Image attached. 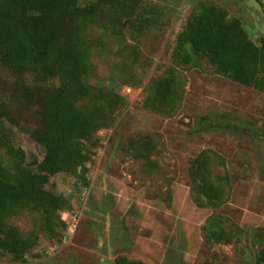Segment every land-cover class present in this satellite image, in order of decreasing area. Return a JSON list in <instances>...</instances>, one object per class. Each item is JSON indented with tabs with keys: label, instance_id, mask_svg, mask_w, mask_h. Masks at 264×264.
Listing matches in <instances>:
<instances>
[{
	"label": "rangeland",
	"instance_id": "obj_1",
	"mask_svg": "<svg viewBox=\"0 0 264 264\" xmlns=\"http://www.w3.org/2000/svg\"><path fill=\"white\" fill-rule=\"evenodd\" d=\"M152 1L163 12L158 26L129 35L121 44L111 41L105 56L95 53L91 58L96 71L92 83L116 78L126 103L110 126L96 134L99 144L88 163V186L67 174L46 185L73 205L60 214L66 230L54 239L40 232L39 244L26 260L0 256V264H114L119 256L142 264H254L264 238V94L215 75L206 65L183 72L186 93L176 116L143 109L144 89L171 65L169 38L181 31L194 6L206 0ZM209 1L240 19L259 44L264 0ZM88 3L81 0L82 6ZM16 83L43 90L57 81L16 75L0 64V97L16 123L6 122L7 133L25 151L26 163L35 167L44 157L30 137L41 126L40 107L15 100ZM136 136L157 141L153 171L129 156L128 143ZM207 149L224 157L232 178L231 200L219 211L198 208L190 193V161ZM214 213L247 232L261 229L256 244L247 237L238 245H205L203 227ZM9 223L27 235L36 228V216L25 214Z\"/></svg>",
	"mask_w": 264,
	"mask_h": 264
},
{
	"label": "trees",
	"instance_id": "obj_2",
	"mask_svg": "<svg viewBox=\"0 0 264 264\" xmlns=\"http://www.w3.org/2000/svg\"><path fill=\"white\" fill-rule=\"evenodd\" d=\"M199 3L168 40L171 65L144 89L146 111L176 116L186 93L183 72L206 65L215 75L264 94V37L257 44L226 8L209 0ZM162 15L152 0H89L84 6L81 0H0V64L16 75L57 81L43 90L25 83L12 87L15 100L40 107L41 126L30 137L44 157L35 167L26 163L25 151L7 133L6 122L16 123L0 97V256L24 261L38 246L40 232L54 239L66 230L60 214L73 205L46 185L67 174L88 186V163L99 144L96 134L110 126L126 103L116 78L92 83L96 71L91 58L95 53L105 56L111 41L121 44L129 35L158 26ZM157 145L151 136H136L127 149L134 161L153 171ZM226 165L210 149L190 161V193L198 208L219 211L230 202L233 184ZM25 214L36 216V228L27 235L9 223ZM203 232L208 246L238 245L247 237L256 244L262 233L259 228L249 233L220 213L206 220ZM260 242L254 264H264V238ZM114 264L142 262L119 256Z\"/></svg>",
	"mask_w": 264,
	"mask_h": 264
}]
</instances>
